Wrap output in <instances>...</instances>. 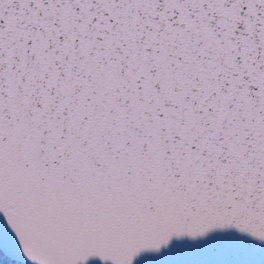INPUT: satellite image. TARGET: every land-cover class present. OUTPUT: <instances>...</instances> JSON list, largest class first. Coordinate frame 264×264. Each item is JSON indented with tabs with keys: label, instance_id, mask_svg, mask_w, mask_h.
Segmentation results:
<instances>
[{
	"label": "snow or ice",
	"instance_id": "obj_1",
	"mask_svg": "<svg viewBox=\"0 0 264 264\" xmlns=\"http://www.w3.org/2000/svg\"><path fill=\"white\" fill-rule=\"evenodd\" d=\"M7 264H264V0H0Z\"/></svg>",
	"mask_w": 264,
	"mask_h": 264
},
{
	"label": "trees",
	"instance_id": "obj_2",
	"mask_svg": "<svg viewBox=\"0 0 264 264\" xmlns=\"http://www.w3.org/2000/svg\"><path fill=\"white\" fill-rule=\"evenodd\" d=\"M8 260L9 259L6 258L4 255H2L1 252H0V264H7Z\"/></svg>",
	"mask_w": 264,
	"mask_h": 264
},
{
	"label": "water",
	"instance_id": "obj_3",
	"mask_svg": "<svg viewBox=\"0 0 264 264\" xmlns=\"http://www.w3.org/2000/svg\"><path fill=\"white\" fill-rule=\"evenodd\" d=\"M0 252H1L6 258H8L9 260L11 259V257H9V255L7 254V252H6L4 249H2V247H0Z\"/></svg>",
	"mask_w": 264,
	"mask_h": 264
},
{
	"label": "rangeland",
	"instance_id": "obj_4",
	"mask_svg": "<svg viewBox=\"0 0 264 264\" xmlns=\"http://www.w3.org/2000/svg\"><path fill=\"white\" fill-rule=\"evenodd\" d=\"M2 254V253H1ZM3 255V254H2Z\"/></svg>",
	"mask_w": 264,
	"mask_h": 264
}]
</instances>
